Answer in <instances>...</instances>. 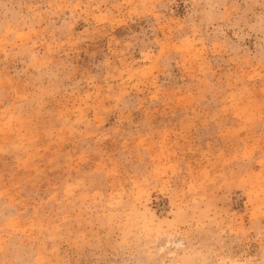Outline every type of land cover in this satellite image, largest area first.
<instances>
[{"label": "rangeland", "instance_id": "obj_1", "mask_svg": "<svg viewBox=\"0 0 264 264\" xmlns=\"http://www.w3.org/2000/svg\"><path fill=\"white\" fill-rule=\"evenodd\" d=\"M0 264H264V0H0Z\"/></svg>", "mask_w": 264, "mask_h": 264}]
</instances>
